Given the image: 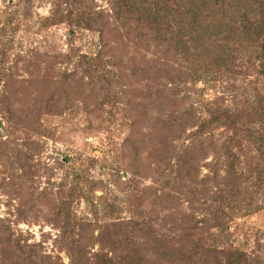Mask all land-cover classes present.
<instances>
[{
  "label": "rangeland",
  "instance_id": "obj_1",
  "mask_svg": "<svg viewBox=\"0 0 264 264\" xmlns=\"http://www.w3.org/2000/svg\"><path fill=\"white\" fill-rule=\"evenodd\" d=\"M84 2L104 16L101 30L49 24L55 0H0V29L10 23L12 39L4 55L10 112L0 115V232L9 228L51 263L71 264L78 244L93 258L102 246L91 243L106 224H117L148 243L149 264H179L160 246L208 247L221 234L213 225L223 209L229 230L205 264H225L231 248L264 264V187L250 180L233 207L224 205L228 174L219 147L232 132L193 135L208 105L238 112L256 102L254 88L263 83L256 63L245 53L236 73L191 80L150 30L113 18V0ZM99 52L98 64L114 76L113 107L103 103L104 82L83 58ZM236 152L238 169L247 171L254 143L245 139ZM77 181L83 192L71 203L78 228L70 247L59 205ZM247 196L250 208L240 202Z\"/></svg>",
  "mask_w": 264,
  "mask_h": 264
},
{
  "label": "trees",
  "instance_id": "obj_2",
  "mask_svg": "<svg viewBox=\"0 0 264 264\" xmlns=\"http://www.w3.org/2000/svg\"><path fill=\"white\" fill-rule=\"evenodd\" d=\"M112 9L113 18L120 24L134 27L135 31L142 26L150 30L153 39L164 46L166 53H172L180 62H184L189 79L194 81L236 73V62L248 53V61L256 63L259 75L263 76L262 85L254 88L257 91L256 102H248V107L238 112L208 105L209 116L201 122L193 135L201 136L223 127L232 132L219 147V153L226 158L228 174L225 188L227 195L222 198L224 205L233 207L234 201L242 194L241 185L250 180H253L255 187H264V0H113ZM99 19L103 20L104 16L96 14L94 8L84 0H55V12L48 23L67 22L73 30H101ZM3 24L0 29V115L5 109L10 112V107L3 104H7L11 97L8 92L11 79L5 67L4 56L12 45L8 32L11 24ZM84 57L89 71L92 70L104 82L103 103L110 104L111 107L118 105V96L113 86L114 76H109L112 72L102 68L103 64H98L100 61L104 62L102 52L96 57ZM245 139L254 143L256 155H250L253 162L249 164L247 171H242L238 169L240 155L236 148H241ZM81 191L83 192V188L80 182H75L59 205V213L63 215L61 235L63 238L70 237L67 241L70 247L77 244L78 228L71 203ZM240 202L246 203L248 208L252 205L251 197L248 196ZM224 212L222 209V213ZM222 213L217 212L219 220L213 225L216 228L223 227L221 234L208 247L196 245L185 251L160 246L163 250L159 251L174 263L205 264L210 256L220 251L224 236L229 230L225 225L226 218H221ZM7 230L10 229L4 231ZM5 232H0V264H58L46 260L40 246L23 244L21 239L14 238L9 231V235ZM96 244L102 246V250L95 252L93 258L88 255L91 248L78 244L71 264L151 263L150 255L147 254L148 243L135 239L123 226L106 224L97 239L91 243L92 248ZM225 264L251 263L245 250L231 248L227 252Z\"/></svg>",
  "mask_w": 264,
  "mask_h": 264
}]
</instances>
